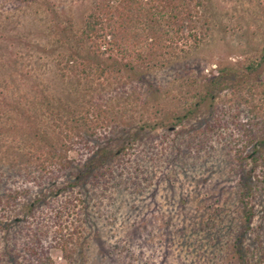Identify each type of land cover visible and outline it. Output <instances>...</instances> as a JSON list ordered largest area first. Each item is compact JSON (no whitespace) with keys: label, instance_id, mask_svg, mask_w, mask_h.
<instances>
[{"label":"rangeland","instance_id":"1","mask_svg":"<svg viewBox=\"0 0 264 264\" xmlns=\"http://www.w3.org/2000/svg\"><path fill=\"white\" fill-rule=\"evenodd\" d=\"M96 1L0 0V192L29 190L1 210L9 225L0 227V255L14 234L18 261L0 257V264H37L25 251L22 226L41 234L38 250L53 264H264V137L257 136L264 75L240 78L252 62L264 66V0H206L197 48L158 51L139 73L124 70L100 82L65 65L69 54L93 64L114 58L80 37ZM220 71L228 80L201 101L199 84ZM90 100L110 116L125 111V147L109 142L106 128L97 147L71 141L72 169L55 165L44 177L34 172L33 182L14 173L38 147L35 132L58 134V118L84 113ZM210 110L221 115L220 124L201 136ZM246 130L255 134L247 144ZM102 146L121 153L110 162L112 176L70 193L66 180ZM235 235L240 258L232 255Z\"/></svg>","mask_w":264,"mask_h":264},{"label":"trees","instance_id":"2","mask_svg":"<svg viewBox=\"0 0 264 264\" xmlns=\"http://www.w3.org/2000/svg\"><path fill=\"white\" fill-rule=\"evenodd\" d=\"M205 2L206 0H97L86 16L80 37L81 39L91 40L96 50L115 52L114 58L108 64H93L85 60L78 61L74 55L69 54L65 62L66 68L77 77L83 76L87 80L92 75L100 82V79L104 77L108 79L110 74L116 75L124 70L133 75L139 73L141 64H145L147 61L151 62L154 59L153 53L158 51H165L166 49L168 55L171 56L175 55L177 51L186 53L192 48L195 49L199 46L203 35V27L200 21L203 17L202 9L206 10ZM254 63L252 62L244 67L242 75H240L242 80L245 79V75L256 73L259 70L260 74L264 75V66L262 68L260 63ZM227 77L228 73L220 71L217 75L211 77L208 82L199 84L201 85L198 90L201 93L200 100L212 99V94L221 88L223 82L225 83L228 80ZM193 81L195 82V80H192V83ZM242 82L245 83V81ZM187 93L189 94V92ZM188 94H184V97L189 96ZM194 104L197 105V102ZM86 107L85 112L79 115H75L73 112L65 117L60 116L58 118L61 121L59 126L62 129L58 134L47 132L46 129L35 132L33 138L37 141L38 147L33 152V157L32 155H26L29 154V151L25 153L18 160L14 173L22 177H29L27 179L31 178L30 180L33 182L34 172H38V177H44L53 172L52 166L55 165L64 170L72 169L73 160L67 155V151L73 143L71 141L76 139L75 141L78 143L80 140H84V145L93 141L97 147V143L102 137L99 131L106 128L108 130V141L116 146L125 147L127 142L126 131L121 125L124 122L123 115L125 111L119 108L120 114L110 116L105 105L99 100H90ZM169 113L173 114L176 111L172 110ZM170 119L175 121L176 116L170 117ZM220 119L221 115L219 113L216 115L214 110H210L209 115L204 118V121H201L203 128L200 135L203 136L208 131L214 130V127L219 126ZM149 123L154 125V119L149 118ZM246 123L243 126H246ZM259 123H261L262 128L257 136L264 137V119L260 120ZM245 135L247 141L245 144L253 142L255 139V134H248L247 130ZM136 139L134 137L132 141L135 142ZM116 151L106 146L92 149L88 159L83 162V165L81 164L80 168L76 169L77 172L73 174V180H66L69 188H71L69 192L72 193V188L89 182V179L93 178L92 180L96 182L102 178L111 177L110 162L118 160L121 156V153L119 154ZM240 153L241 151L238 154ZM106 160L108 161L107 165ZM54 186L52 185L55 190ZM54 190H50L51 192L48 195L54 197V193H56ZM28 191V188H25L22 191L11 189L7 194L0 192V227L4 224L5 226L9 225V222H2L1 210L6 211V209L12 208L14 201L18 197L27 196ZM68 200V204L71 203V199ZM68 204L67 209H69ZM25 207L27 217L32 211V202L26 204ZM250 211L251 215L252 210ZM247 218L246 220L249 222L250 218ZM12 222L14 221L12 220ZM27 227H19L23 229L25 235L26 240L24 241L28 247L25 251L31 250L37 264H53L51 259L43 253L44 251L41 253L38 250L42 246L40 243L41 234L37 232L30 234ZM248 227L249 225L245 224V227L240 230L246 231ZM15 240L16 237L13 234V238L10 239L13 243L5 242L0 255L4 260L18 261V253H13L16 246ZM58 240L57 247L63 250L61 240ZM231 249L233 257L240 258L243 256L240 235H235Z\"/></svg>","mask_w":264,"mask_h":264}]
</instances>
